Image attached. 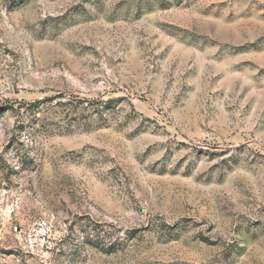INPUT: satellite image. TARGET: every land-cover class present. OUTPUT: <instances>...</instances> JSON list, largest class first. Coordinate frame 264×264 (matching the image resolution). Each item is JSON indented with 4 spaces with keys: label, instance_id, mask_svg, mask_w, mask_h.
Instances as JSON below:
<instances>
[{
    "label": "rangeland",
    "instance_id": "obj_1",
    "mask_svg": "<svg viewBox=\"0 0 264 264\" xmlns=\"http://www.w3.org/2000/svg\"><path fill=\"white\" fill-rule=\"evenodd\" d=\"M0 264H264V0H0Z\"/></svg>",
    "mask_w": 264,
    "mask_h": 264
}]
</instances>
